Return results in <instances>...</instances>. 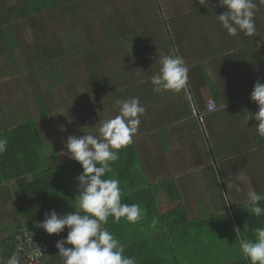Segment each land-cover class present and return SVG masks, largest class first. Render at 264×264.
<instances>
[{"label": "trees", "instance_id": "trees-1", "mask_svg": "<svg viewBox=\"0 0 264 264\" xmlns=\"http://www.w3.org/2000/svg\"><path fill=\"white\" fill-rule=\"evenodd\" d=\"M179 3L181 14L167 21L161 18L162 11L158 0H14L12 3H9V0H0V40L4 31L9 33L12 31L13 34L16 32L13 35L14 46L9 48V54L6 55L11 58L14 68V74L11 77L15 79L14 88L22 94L20 104L18 100L16 101V97L12 96H16L15 92L4 96L5 101L8 102L6 105L8 112L15 118V124L10 125L4 122V114L0 112V121L3 120L2 125L0 124V136L8 141L6 151L0 154V207L7 206L0 212V220L11 217L17 227L9 236L0 234V253L4 255L3 259L6 260L16 253L13 243L7 241L12 240L15 234L38 225L44 220L45 213L51 210H55L58 215L75 212L76 207L74 208L70 190L73 187L77 189L76 177L82 172V168L78 162L65 154H63L67 156L65 160L62 161L59 158L56 148L58 140L51 138L45 145L36 123L40 121V118H48L46 121L43 120V125L46 131H49L50 121L61 117H53L51 112V109L59 103L65 105L61 106L60 110L63 113L62 116L69 117L67 120L70 125L80 119V111H77V104L74 101L77 103V99L83 98L84 95L77 96L72 91L73 87L81 82L80 66L76 62L69 64L66 61L68 57L73 56L77 59L82 55L83 50H86L84 55L85 63L88 64L86 74L93 90L91 101L98 102L101 108H107L112 114L117 115L118 106L115 101L136 97L135 84L140 87L141 100L146 103L152 102L154 105L159 103V96L157 97V93L152 90L151 77L159 71L158 59L161 55H176L174 48L178 40V50L184 51L180 55L178 52V55L189 67L188 85L185 90L178 93V103L181 104H178V120L184 117L183 113L185 109L187 110L184 106L190 104L187 101V95L195 100L194 93L200 92L203 86L207 87L208 62L214 64L213 69L218 71V74L224 70L223 65L228 69L243 65V59L249 55L243 52L244 50L225 54L221 50L227 47L226 41L234 40L230 39L231 36L218 21L217 15L226 10L219 0H179ZM111 8H118V13L111 16L109 13ZM151 10L154 12L153 22L149 15H142L143 12L149 13ZM54 14L68 18L70 23L62 22V25L57 27L54 17L53 21L51 18ZM207 14L214 16L220 29L213 33L198 32V29L195 30L198 24L195 20L202 22L205 28L204 20ZM195 16L198 18H193ZM89 20L99 25L102 39L94 37L95 32L91 31V26L89 28ZM169 21L172 25L168 24ZM23 27L33 30L34 39L30 45L22 42L24 41ZM78 27H81L84 32L83 43L77 39ZM61 29L63 32L66 29L65 33L69 36L62 35ZM94 31H97L96 28ZM8 40L10 38L7 37ZM151 40L156 42L157 49L150 48ZM208 45L212 46L213 56L206 54ZM0 53L2 55V51ZM132 54L136 56V62H134L137 65L136 68L132 67L128 60L133 57ZM147 54H150V62L146 64L139 55L147 57ZM219 57L222 61H219ZM98 58L117 61L123 67L120 72L116 69L97 70L95 68ZM262 58L264 59V45L262 50L254 53L251 60L248 62L247 59L244 65L260 64V67L264 68V61L262 63L259 61ZM122 59L125 62H122ZM61 62L68 68V72L72 73L70 84L63 82L61 75L57 73V67ZM71 65L75 69H70ZM138 69L139 74L136 76ZM134 70L136 80L133 79ZM249 76L244 74L247 80L246 88L252 91L258 80L249 81ZM39 79L45 81H42L43 86L39 85ZM260 82L264 83V79ZM61 83H64L66 89V91L63 90V97L59 95ZM2 87L4 90L8 89L6 85ZM9 87L12 88V86ZM211 93L215 97L213 89ZM66 95L71 97L67 103ZM198 100L201 99H197L196 102ZM71 102L72 105L67 106ZM68 107H71L70 115L65 112ZM194 108L196 112L201 110V107L196 105ZM24 117H30V119L24 121ZM84 123L85 121H82L83 126ZM157 127V130L153 128V132L158 135L159 141L164 143L168 153L170 144L167 140L166 127L164 124ZM62 129L69 132L68 128L62 127ZM75 134L77 132H70L68 135L76 136ZM144 136H147L145 131L138 129L137 136L133 137V143L119 150V158L111 165L112 172L107 173L105 177H113L120 181L123 203L139 204L143 211L142 218L135 223L141 224L142 228L138 232H133L131 236H126L119 228L124 221L123 218L118 223H113V218L110 216L108 223L102 225L119 241L125 240L120 241L125 248V255L134 257L136 264H182L181 259H188L192 252L203 250L205 253L202 254L201 261L196 264H250V261L241 254L238 241L242 238L254 239L253 230L264 227V215L254 216L249 211L247 201H242L234 210L242 237H239L234 229L222 225L227 215L228 217L230 215L227 209L230 199L226 201L224 210L216 211L215 217L213 214L205 213L204 208L192 222L187 216L186 204L181 203L175 178L178 171L176 175L157 177L158 182L150 183L149 175L152 169L144 168L145 158L140 156L138 144L135 143ZM60 146L62 148L61 144ZM62 152L65 153L63 150ZM172 170L175 171L174 168ZM160 189H163L162 192L167 196L168 201H179L180 208L163 214L159 213L155 208L157 205L154 195ZM10 198L12 202L9 204ZM207 202H211L213 206L218 203H215L211 193ZM260 206L264 207V201L260 202ZM144 225L150 231L149 244L147 232L143 230ZM2 229L0 224V232ZM67 232L68 229L65 228L58 235L66 238ZM164 243H170V245L158 248ZM143 246L145 248H142ZM65 247L72 246L67 244ZM226 250H231L233 253L229 254ZM169 251L171 255H166L165 253ZM172 253L178 255L177 263L172 262ZM43 264H64V260L56 249L48 252Z\"/></svg>", "mask_w": 264, "mask_h": 264}, {"label": "crops", "instance_id": "crops-1", "mask_svg": "<svg viewBox=\"0 0 264 264\" xmlns=\"http://www.w3.org/2000/svg\"><path fill=\"white\" fill-rule=\"evenodd\" d=\"M255 3L257 9L254 21L257 23H255L257 34L246 36L243 32H239L236 36L230 37L238 43L236 42L234 46L221 48L224 54L244 50L243 52L249 55L243 59V65H238V67L233 66L228 69L223 65L224 70L220 74L217 73L218 71H214V64L208 62L207 90L209 95L203 103L204 109L201 106L202 100H198L197 104L190 102L189 106H184V108L187 107V110L185 109L183 113L184 117L178 120V104H181L178 103V93L175 92L173 96L156 105L157 107L160 105L157 119H154L153 115H149V112H145L144 115L140 116L139 125V130H144L147 137H151L152 140V147L149 151L145 148V143H138L140 156L145 158V160L142 159L145 162L144 168L149 167L152 169V173L149 175L150 183L158 182L157 177H164L166 172L168 173L172 168L175 169L176 173L178 171L175 178L177 179L181 203L186 204L187 216L191 218L192 222L196 220L204 208L205 213L213 214L215 217L217 215L216 211L224 210L226 201L230 199L232 205L228 203L227 207L230 215L229 217L227 215L222 225L234 229L239 237H242L243 234L240 231L234 210L242 201H248L250 191L254 190L257 193L264 194V138H261L255 132L257 123L255 120H248L246 125L244 123L248 112L255 113L258 110L256 103L250 99L252 91H248L246 88L247 80L244 78V74L250 75L249 81L256 82L264 79V68H261L260 64L254 66L244 65L245 61L248 59L249 62L254 53L260 52L264 45V3H261L260 0ZM109 13L112 16L118 13V10L117 8H111ZM197 20H195V23H198L195 30L198 29V32L213 33V31L220 29L216 19L211 14L205 16V28H203L202 22ZM96 33H94L95 38ZM99 33L103 37L102 32L99 31ZM100 38L97 35V39ZM174 50L175 54L178 55V40ZM206 54L214 55L212 46H206ZM219 61H222V58L219 57ZM259 61L262 63L264 59L262 58ZM0 62L2 64L0 71L6 70L7 59L0 56ZM11 70L14 71L12 66ZM215 73L217 76H214L215 79L212 80L211 74ZM221 85H223V89L218 90L217 86ZM212 89L215 92V97L212 96ZM187 97L190 101V97L188 95ZM195 105L201 107L202 111L197 110L199 114L194 108ZM211 105L214 107L213 110L208 109ZM161 124L166 127L169 144L174 141V146H169L168 153H166L164 143L159 141L158 135L153 132V128L156 129ZM150 151L151 155L148 157ZM203 161L205 162L203 163ZM201 163H203V166L200 168ZM241 173L246 176L243 181L236 179ZM233 184L238 185L241 190L236 191L232 187ZM162 191L163 189H160L154 195L157 205L155 208L159 213L163 214L180 208L179 201H168L167 196ZM70 192L74 208L76 207L75 211H80L77 207L76 196L78 191L76 187H73ZM210 193L213 195L215 203L218 202L216 206H213L211 202H207ZM237 200L240 201L237 202ZM173 204H178V207H172ZM9 218L13 221L11 217ZM122 220L124 221L119 228L123 230L126 236H131L133 232H138L142 228L141 224L130 223L124 218ZM20 225L23 224L20 223ZM11 227L10 230L17 228L16 222H13ZM143 230L147 232L149 244L150 231L146 225H144ZM167 245H170V243H164L158 248H165ZM228 252L229 254L233 253L231 250ZM203 253H205L203 250L192 252L189 254L188 259H181V263H198ZM165 254L171 255V252ZM172 255V262L177 263L178 255L176 253H172ZM0 258H4L2 253H0Z\"/></svg>", "mask_w": 264, "mask_h": 264}, {"label": "clouds", "instance_id": "clouds-1", "mask_svg": "<svg viewBox=\"0 0 264 264\" xmlns=\"http://www.w3.org/2000/svg\"><path fill=\"white\" fill-rule=\"evenodd\" d=\"M260 2L264 3V0ZM219 3L226 10L217 15L218 21L230 36H236L239 32L246 36L257 34L254 22L257 4L254 0H219ZM158 63L159 71L151 77L154 92L179 93L186 89L189 67L182 57L161 55ZM250 99L256 103L258 110L255 113L248 112L244 123L246 125L248 120H255V132L264 138V83L258 80L254 84ZM115 104L118 106V114L101 121L98 136H69L65 142V155L78 162L82 168L76 177V199L80 211L58 215L55 210H51L38 223L47 234H59L65 228L68 229L66 238L58 240L55 245L64 264H136L134 257L125 255L121 242L101 225L107 224L110 216L113 223H118L121 218L135 223L142 218L143 211L139 204L122 202L120 181L105 177L112 172L111 165L119 158V150L133 143V137L139 129L140 116L145 114L146 109L138 97L117 99ZM212 108L211 105L208 109ZM7 144V139L0 136V154L6 151ZM236 179L243 181L246 176L241 173ZM232 187L236 191L241 190L236 184ZM261 201H264V194L254 190L248 193L249 211L256 217L264 215ZM253 231L254 239H240L239 249L250 264H264V227ZM66 244L72 247H65ZM0 264H19L18 254L13 253L6 260L0 258Z\"/></svg>", "mask_w": 264, "mask_h": 264}, {"label": "rangeland", "instance_id": "rangeland-1", "mask_svg": "<svg viewBox=\"0 0 264 264\" xmlns=\"http://www.w3.org/2000/svg\"><path fill=\"white\" fill-rule=\"evenodd\" d=\"M13 1L14 0H9V3H12ZM158 2H159V8L162 11L161 18H165L168 21V20H170L172 18H175V16H177V15L179 16L181 14L179 0H158ZM117 10H119V9L117 8ZM153 14H154V12L152 10L149 13H147V12H143L142 13V15H144V16H148L149 15V17L152 20V22H153V19H152L153 18ZM53 17H54V21H56L55 24H56L57 27L61 26L62 22L63 23L64 22L70 23L68 18H66L67 19L66 20L65 17H60V16L55 15V14L51 17L52 21H53ZM193 18H198V17L195 16ZM170 22L171 21H169L168 24L172 25V23H170ZM88 23H89V28L91 26V31L95 32L94 29H93L95 27L97 32H98V33H96V32L95 33L98 36L101 37L100 39H102L101 33H99L98 25L96 24V22L90 21ZM22 30H23V33H24V35H23L24 41H22L23 44L30 45L31 42L34 39L33 30L31 28L29 29V28H25V27H23ZM61 31L63 32V29H61ZM65 31H66V29L64 30L62 35L69 36L67 33H65ZM15 33L16 32H14V34ZM76 33H77V36H78V38H77L78 41L81 40V42L83 43V40L85 39V36L83 35L84 32H83L82 28L78 27ZM14 34L12 33V31H10V33H9V31H6V32L4 31V34L2 35V38L0 40V52L2 51V55L0 53V56L4 57L5 59H7L6 70H1L0 71V79L2 80V82L0 83V105H1L0 106V112L4 114L3 115L4 122H6L7 124H10V125L15 124V118H13V114L12 113L10 114L8 112V109L6 107L8 102L5 101V97L4 96L6 94L15 92L16 96H14V95H12V96L16 97V101L18 100L17 102H19L20 98L22 97V94L18 90H15L16 88H14L15 79L14 78L11 79V77H13V74H14L13 71L11 70V66H12L11 58L6 55V54H9V48L14 46V41H13V38H14L13 35ZM7 35H9V36H7ZM97 35H96V37H97ZM7 37L10 38V40L7 41ZM67 38H68V40L70 42L69 37H67ZM219 39H221V38H219ZM71 42H72V40H71ZM235 44H236L235 41H232V42L226 41L225 46H234ZM150 48L153 49V50L157 49L156 42H153V40H151V42H150ZM82 49H85V48H82ZM85 52H86V50H83L82 55H80L77 59L75 57H73V56L72 57H68L66 59V61L69 64H72V63L76 62L80 66L81 82L76 87H73L74 90H72V91H73L74 95H76V94H77V96L84 95L83 98L77 99L78 100L77 103L74 101V103L77 104V111H80V118L81 119L75 120L74 123L72 125H70L69 121L67 120L69 117L67 115L62 116L63 113L60 110V107L61 106H65V105H62V103L58 104V99H56V102H57L58 105L55 108H52L51 112L53 114V117L61 116V117H59L60 119L56 118V119H53V121H50V123L48 124L49 131H46V129L44 128V125H43V120L46 121L48 118H46V119H44V118L41 119L40 118L41 122L39 120H38V122H36L37 126H38V128H39V130L41 132V135L43 137V141L45 142V145H47L49 143L51 138L59 141V143L56 142V145H57L56 148L58 150V156H59V158L62 161L65 160L66 157H67V156L63 155V154H65L67 152L66 147L64 149V145H65V142H66L67 138L69 137L68 134H70V132H74V133L77 132V134H75L77 137L83 136L85 134H93V135H97L98 136L99 135L98 128L100 127L101 121H103L105 119L113 118L115 116L107 108H101L100 105L98 104V102L91 101V97L93 95V92H92L93 90L91 88V81H90L89 77L86 74V69H87V65L88 64L85 63V61H86V58L84 57ZM178 52H179V55H180V54H183L184 51L179 49ZM140 53L143 54V52H140ZM132 56H133V54H132ZM139 56H140V58L144 59L143 61H145V63H149L150 62L149 54H147V57H143L142 55H139ZM128 60H130L129 63L132 65V67L136 68L137 65L134 64V62H136V56H133L131 59H128ZM122 62H125V60L122 59ZM140 62H141V59H140ZM64 63H65V61H64ZM64 63L61 62L59 64V66L57 67V73L59 75H61L60 78H61V80L63 82H66L67 84H70L71 82H69V81L72 79V73L68 72V68H66V66L62 65ZM0 66H2L1 62H0ZM125 66L127 67V65H125ZM122 67H123V65L118 64L117 61L112 62L111 60H107V58L106 59L98 58L97 59V63H96V68H95V65H94L95 69L101 70V71L102 70L103 71H105V70H107V71L110 70L111 71L113 69L114 70L116 69V71L120 72ZM69 68L70 69H75L74 66H72V65ZM135 70H134V74H133V79L134 80L137 79L136 76H138V74H139V69H138L137 75L135 76ZM77 71H79V70H77ZM38 73H39V71H38ZM214 76H217L216 73L215 74H211V79L212 80L215 79ZM42 81H44V80H41V79L38 80L39 85L43 86L44 83ZM133 83H135V81ZM3 85L8 86V89L4 90L3 87H2ZM9 86H12V88H10ZM135 86H136L137 93L139 94V95H137V93H136V97L139 98L140 94H141L140 87H139L138 84H135ZM221 88L223 89V85L217 86L218 90H220ZM63 90L66 91L65 85H64V83H61L60 84V93H59L60 97L64 96ZM217 93H219V92L217 91ZM53 94H55V93H53ZM174 94H175V92H172V91H161L160 93H157V97L159 96L158 97V102H161V101L163 102V100H166L167 98H170ZM194 94H195L194 95L195 96V100H194V98L192 99V97L189 96L190 97V101H189L188 97H187V101H189L191 103L195 102V104H197L196 100L197 99H201L202 100L201 106L204 109L203 103L205 102L206 98L209 95L207 87L203 86V88L200 89V92L198 91V92H196ZM71 95H72V92H71ZM178 96H179V94H178ZM70 98L71 97L66 95V103H67V101ZM140 102H141V105L145 107L146 112H149V115L151 114V115L154 116V119H157L158 110H159L160 105L157 107L152 102L146 103L144 100H141ZM19 104H20V102H19ZM31 104H32V101H31ZM71 105H72V102L70 104H68L67 106H71ZM97 106H98V108H97ZM70 109H71V107H68L65 110V112L68 115H70L69 114L70 111H71ZM58 114H61V115H58ZM71 115L73 116V114H71ZM29 119H30V117H28V118L24 117L23 118L24 121H28ZM56 121H57V123H55ZM82 121H85L84 126L82 125ZM79 122H80V125H78ZM2 123H3V120L0 121L1 125H2ZM62 127H64L65 129L68 128L69 132L62 131L63 130ZM48 132H49V135H48ZM136 142H137V144L138 143L139 144L140 143L141 144L145 143L144 146H145V148L148 151L152 147L151 146V143H152L151 137L144 136V137H141V140L138 139L137 141H135V143ZM60 144L62 145V148H61ZM170 145L174 146V141H172ZM59 146H60V148H58ZM48 149H49V146H48ZM61 149L63 151H65V153H63ZM150 155H151V151L148 153L147 156L150 157ZM204 162L205 161H203V163ZM203 163H201L199 165L200 168L203 166ZM166 175H176V171L170 170L168 173L166 172ZM0 198H1V196H0ZM239 201L240 200H237V202H239ZM11 202H12V199L10 198L9 199V204ZM171 206L176 208V207H178V204H173ZM6 207L7 206H5V205L0 207V212L3 209H5ZM0 224L3 227L2 231L0 232L1 235H3V236H7L8 235L9 236V234L11 232H13L14 229L10 230V228H12L11 225L13 226V221L10 220L9 217H5L4 220H0ZM200 261L201 260H199L198 262H200ZM182 264H190V263H186L185 262V263H182ZM194 264H196V263H194Z\"/></svg>", "mask_w": 264, "mask_h": 264}, {"label": "built area", "instance_id": "built-area-1", "mask_svg": "<svg viewBox=\"0 0 264 264\" xmlns=\"http://www.w3.org/2000/svg\"><path fill=\"white\" fill-rule=\"evenodd\" d=\"M62 239L60 235L47 234L35 225L18 233L9 242L16 248L19 264H43L48 252L56 250L57 241Z\"/></svg>", "mask_w": 264, "mask_h": 264}]
</instances>
